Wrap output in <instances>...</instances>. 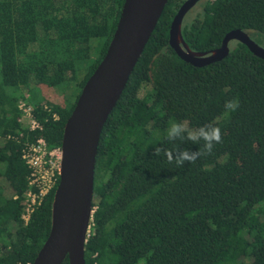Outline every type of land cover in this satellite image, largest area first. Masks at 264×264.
Masks as SVG:
<instances>
[{
    "label": "trees",
    "instance_id": "1",
    "mask_svg": "<svg viewBox=\"0 0 264 264\" xmlns=\"http://www.w3.org/2000/svg\"><path fill=\"white\" fill-rule=\"evenodd\" d=\"M123 1L0 0V264H32L48 236L55 189L21 217L29 174L22 149L38 137L60 147ZM185 1L165 3L103 125L85 264H264V59L238 40L219 60L181 59L169 29ZM186 14L181 33L193 51L220 46L236 29L264 42V0H199ZM236 98L240 107L227 112ZM20 99L39 127L29 128ZM172 122L212 124L223 142L177 167L154 148L194 152L204 142L168 140Z\"/></svg>",
    "mask_w": 264,
    "mask_h": 264
},
{
    "label": "water",
    "instance_id": "2",
    "mask_svg": "<svg viewBox=\"0 0 264 264\" xmlns=\"http://www.w3.org/2000/svg\"><path fill=\"white\" fill-rule=\"evenodd\" d=\"M199 0H186L173 17L169 44L184 61L201 66L223 58L231 40L264 59V47L247 32H227L210 51L191 50L181 33L186 12ZM167 0H124L106 52L85 81L67 118L60 145L59 182L50 207V229L32 264H85L92 220L96 154L103 125L144 49Z\"/></svg>",
    "mask_w": 264,
    "mask_h": 264
},
{
    "label": "built area",
    "instance_id": "3",
    "mask_svg": "<svg viewBox=\"0 0 264 264\" xmlns=\"http://www.w3.org/2000/svg\"><path fill=\"white\" fill-rule=\"evenodd\" d=\"M18 108L22 111L23 118L27 121L30 129L39 127L27 100L20 99ZM22 158L29 169L28 189L23 195L21 215L26 222L35 207L58 185L61 150L60 147L49 148L46 141L42 137H38L22 149Z\"/></svg>",
    "mask_w": 264,
    "mask_h": 264
},
{
    "label": "clouds",
    "instance_id": "4",
    "mask_svg": "<svg viewBox=\"0 0 264 264\" xmlns=\"http://www.w3.org/2000/svg\"><path fill=\"white\" fill-rule=\"evenodd\" d=\"M224 107L227 112H235L240 107L238 98L227 101ZM167 138L170 141L187 139L193 143H199L201 140L204 142L203 147L194 152L190 150L154 148V156H160L163 153L168 162L175 163L177 167H182L185 163H195L200 157L210 155L214 146L223 142L219 127L207 124L196 130H191L187 127L186 122H172L167 130Z\"/></svg>",
    "mask_w": 264,
    "mask_h": 264
},
{
    "label": "rangeland",
    "instance_id": "5",
    "mask_svg": "<svg viewBox=\"0 0 264 264\" xmlns=\"http://www.w3.org/2000/svg\"><path fill=\"white\" fill-rule=\"evenodd\" d=\"M198 7H199V6H198ZM194 8H195V7H194ZM191 10H192V9H191ZM191 10H190L189 12H191ZM193 11H194V10H193ZM187 15H188V14H186L185 17H186ZM261 45L264 47V42H262ZM69 88H70V89H68V91H66L67 94H68L67 97H69V98L71 99V101H73V98H74V97H71V94H70V91H71V88H72V87L70 86ZM9 192H10V191L7 189V193H9Z\"/></svg>",
    "mask_w": 264,
    "mask_h": 264
}]
</instances>
